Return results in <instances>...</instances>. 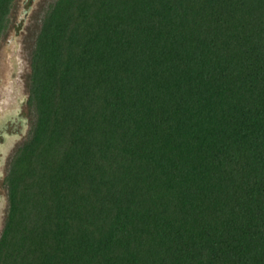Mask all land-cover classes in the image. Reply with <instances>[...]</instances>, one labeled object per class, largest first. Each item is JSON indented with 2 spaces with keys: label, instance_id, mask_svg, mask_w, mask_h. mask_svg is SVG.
Listing matches in <instances>:
<instances>
[{
  "label": "trees",
  "instance_id": "trees-1",
  "mask_svg": "<svg viewBox=\"0 0 264 264\" xmlns=\"http://www.w3.org/2000/svg\"><path fill=\"white\" fill-rule=\"evenodd\" d=\"M29 104L0 264H264V0H56Z\"/></svg>",
  "mask_w": 264,
  "mask_h": 264
},
{
  "label": "rangeland",
  "instance_id": "rangeland-1",
  "mask_svg": "<svg viewBox=\"0 0 264 264\" xmlns=\"http://www.w3.org/2000/svg\"><path fill=\"white\" fill-rule=\"evenodd\" d=\"M56 0H14L0 36V236L8 214L5 178L16 150L30 136L32 55L42 22Z\"/></svg>",
  "mask_w": 264,
  "mask_h": 264
}]
</instances>
